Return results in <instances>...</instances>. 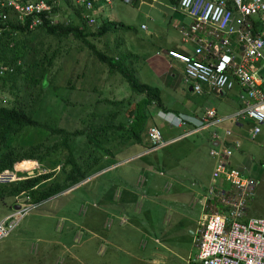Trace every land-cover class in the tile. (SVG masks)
I'll return each instance as SVG.
<instances>
[{"label": "rangeland", "instance_id": "1", "mask_svg": "<svg viewBox=\"0 0 264 264\" xmlns=\"http://www.w3.org/2000/svg\"><path fill=\"white\" fill-rule=\"evenodd\" d=\"M158 1L162 5L156 4L155 7L153 6L154 9L145 7L140 10L139 14L143 18L139 22L137 30L132 26L130 32L118 30L113 32L115 34H108L107 39L101 42L94 41V44L100 50L111 53L110 50L114 48L118 38L120 51L124 53L127 51L135 56L133 50L155 52L156 48H170L176 43H180L178 32L179 34L187 32L190 24L180 27L178 32L169 25L173 21L172 16L180 17L183 20L188 19L171 11L169 0ZM134 7L136 6L116 1L110 10V17L122 21L126 10L137 12ZM142 27L145 30L142 31L140 29ZM149 29L150 31L155 29V35L150 40L145 37V31ZM39 40L48 42L43 36ZM128 40H131V44L128 43ZM141 40L143 41L140 42ZM55 43L57 42H51L52 49L58 46L59 50L69 57L67 60V57L63 56L54 67L58 71L56 75L58 83L62 84L58 87L64 88L60 93H57V96L68 103H74L75 106L70 107L66 105L65 101H55L51 97L52 93L49 94L45 91L46 98L41 106V120L44 113L49 111L51 118L55 117L60 126L73 129L76 126L78 114L90 112L93 106H87L94 103L99 96L112 100H121L130 96L127 84L122 81L120 76L108 75L103 71V67L98 64L89 51L67 42H62L57 46ZM139 57L132 62L134 70L139 73L136 74L137 79L141 84H145L149 80L151 85L158 86L161 89L163 105L171 111L183 110L188 113L184 110L185 107L197 105L198 108H202V111L214 108L216 115L220 117L231 115L237 109L239 105L237 89L226 93V96L221 100L214 96L197 97L195 94L183 91L181 86L177 91L161 88V85L150 77V69H137L141 63ZM82 72L88 75L93 74L89 81L86 80L88 84H85L82 78H77ZM67 80H70L73 88L65 84ZM90 83L100 89V94L93 93L89 89ZM53 86H57V84L54 83ZM78 94H81L83 98H79ZM12 99L13 97L7 89H2L0 102L4 103L6 100ZM240 123L242 128L237 129L236 132L245 155L239 156L233 151V156L230 158L232 167H239L241 159L246 155L256 162L258 158L264 160V148L261 147L264 144L263 141L259 136L251 141L247 136L253 123L250 121H240ZM234 128L233 121L226 122L222 125L209 127V134L203 133L202 135L209 138L214 133L222 135L225 129L234 131ZM160 130L162 131V128ZM202 135L189 137L172 147L167 145L162 148L160 153L163 154L164 168L156 167L160 168L157 169L158 172L161 170L172 171L169 164H176L182 177L185 175L190 178L191 171L196 168L199 170L202 164L205 165L208 172L212 168V164L202 162L207 156V150L209 154L210 143ZM43 137L44 135L40 131L26 128L15 138L14 143L28 145L42 140ZM138 149L142 150L143 148ZM198 158L201 161L198 162ZM140 159L142 162L146 160L145 158ZM18 166L19 164L15 166V172L28 175L32 172L35 174L31 175L35 176L43 173L40 170V165L35 162ZM259 168L261 172L253 174L258 185L248 206V217L264 219V163ZM57 170H59L58 167L56 172ZM95 174L81 182V184L88 181L91 183L89 182L79 190L72 191L60 198H50L39 205L26 204L27 197L18 198L17 201L15 200V205L12 199H7L5 203L0 202V223L6 222L10 227L15 224L12 230L0 239V264H189L194 261L198 249L194 245L190 232L194 233L198 228L199 209L192 210L184 202L170 205L165 200L166 195L161 185L156 196L147 195L145 200L140 199L136 203V198L129 199L124 203V213L120 214L121 204L117 205L110 200V196L103 198L106 190L96 186L91 187V185L104 183L112 176L117 181L122 180L120 192L123 190L139 191L140 189L135 187V182L141 171L137 167L136 161L122 164L108 175L99 177L97 173ZM23 179L25 177L20 178L13 173L3 174L0 181L12 182ZM157 182H163V178H158ZM114 198L118 200V197ZM15 206H19V210H15ZM19 212L22 216L18 219L14 216L19 215ZM11 221H15V223L10 224ZM7 229L9 228L7 227Z\"/></svg>", "mask_w": 264, "mask_h": 264}, {"label": "trees", "instance_id": "2", "mask_svg": "<svg viewBox=\"0 0 264 264\" xmlns=\"http://www.w3.org/2000/svg\"><path fill=\"white\" fill-rule=\"evenodd\" d=\"M19 1H44L50 11L40 16L41 25L33 30L17 25L13 17L6 21L0 19V68L4 69L0 75V93L5 88L13 97L0 102V176L10 172L17 177H25L23 180L0 183V202L12 199L15 205L18 198L27 197L26 204L39 205L100 172L129 147L144 144L150 108L168 110L163 105L160 91L141 84L137 79L132 63L137 58L127 51H120L118 38L114 48H109L111 53L100 50L94 44V41L101 42L107 39L108 34L118 30L130 32L131 27L103 19L95 12L91 15L95 23L89 25L83 9L70 0H58L57 3L55 0ZM176 2L172 0L173 4ZM13 33L18 35L14 37ZM42 36L48 42L39 40ZM52 41L57 42L56 46L67 42L89 51L103 71L120 76L127 84L130 96L121 100L99 96L87 106H93L90 112L78 114L73 129L60 126L55 117L51 118L49 111L41 120L45 91L52 93L55 101H65L57 96L64 88L58 87L62 84L58 83V71L54 67L67 55L58 46L52 49ZM92 77L93 74L82 72L77 78L88 84L86 80ZM54 83L57 86H53ZM65 84L74 87L70 80ZM90 84L89 89L100 94V89ZM78 97L83 98L81 94ZM65 103L75 106L74 103ZM26 128L40 131L43 139L28 145L14 143ZM32 162L38 163L43 173L30 176L14 171L17 164L23 166ZM57 167L59 170L56 172ZM112 180L111 177L108 182ZM80 188L82 186L73 191Z\"/></svg>", "mask_w": 264, "mask_h": 264}, {"label": "built area", "instance_id": "3", "mask_svg": "<svg viewBox=\"0 0 264 264\" xmlns=\"http://www.w3.org/2000/svg\"><path fill=\"white\" fill-rule=\"evenodd\" d=\"M70 1L83 9L89 25L95 23L91 15L96 0ZM121 1L133 5L155 0ZM173 10L191 21L188 31L181 33V42L194 44L193 53L166 51L167 58L183 66L184 82L200 96L226 94L237 89L240 103L228 116L218 117L211 108L204 110L199 119L179 115L178 122L192 124L199 131L225 122L233 121L241 126L240 121H250L253 126L247 136L254 140L264 127V0H177ZM49 11L44 1L0 0V19L6 21L13 17L17 25L27 30L41 25L40 16ZM17 35L13 33L14 37ZM3 72L0 68V75ZM211 139L218 142L209 151L215 160L212 178L221 179L229 188L214 185L202 196L204 215L194 235L198 249L195 261L197 264H264V219L248 217L257 180L230 164L233 151L241 148V142L231 137L228 130L222 135L212 134ZM147 140L152 149L165 144L160 130L155 127L147 130ZM18 214L19 219L22 215ZM13 223L15 221L10 222ZM14 225L0 223V239Z\"/></svg>", "mask_w": 264, "mask_h": 264}, {"label": "crops", "instance_id": "4", "mask_svg": "<svg viewBox=\"0 0 264 264\" xmlns=\"http://www.w3.org/2000/svg\"><path fill=\"white\" fill-rule=\"evenodd\" d=\"M116 1L121 0H112L110 4L105 3L103 0H96L95 1V13L99 17H102L103 19H111L112 21H115L117 23H122L124 26H132L135 27L136 30L138 28L139 22L143 18L141 16L140 10L143 8H153L154 5L159 4L162 5L161 2L158 0L155 1H150L145 3H137L133 4L136 7V11L134 10H126L125 14L122 17V21L118 19H113L110 17V10L113 8V5ZM174 1V0H173ZM171 8L170 10L173 12H177L179 15L183 16L184 18H187L186 15L182 14L179 11H174L173 6L176 4L172 3V0L170 1ZM122 3H124L122 1ZM177 3V2H176ZM165 6V5H164ZM133 7V6H131ZM155 7V6H154ZM166 7V6H165ZM93 12V13H94ZM92 13V14H93ZM173 21L170 22L169 26H173L172 29L176 30L178 32V29L182 26H187L191 25V21L188 20H183L180 17L172 16ZM190 21V22H189ZM154 24V22H152ZM173 23V24H172ZM142 31L145 30L144 27L140 28ZM155 35V29L152 31L146 30L145 31V37L146 38H152ZM178 39L180 43H176L174 46L170 48H156L155 52H141V51H134L133 52L136 54L135 58L138 59V57L141 59V63L137 66V69H150V77L153 78L154 81H156L159 85H161V88L165 89H170L172 91H177L179 90L180 86L182 87L183 91L185 90L188 93H192V90L189 91L190 86H188L184 82V76H183V66L174 60H171L167 58L166 56V51L168 50H174V51H180L181 53L191 55L194 51V44L188 43L184 44L181 42V33L179 34L178 32ZM141 40L140 42H142ZM128 43L131 44V40H128ZM149 44V42H147ZM165 51V52H164ZM184 51V52H183ZM139 56H138V55ZM138 56V57H137ZM138 72L135 71V74ZM139 74V73H138ZM142 80V79H141ZM144 83V82H143ZM145 84H149L151 87L157 88L160 93L161 89L158 86L151 85L149 80L146 81ZM148 85V86H149ZM196 95V94H195ZM189 96V95H188ZM197 97H208V96H200L196 95ZM214 97L220 98L223 100V97L226 96V94H222L221 92L219 94H214L212 95ZM240 105V103H239ZM239 105L237 109L239 108ZM166 107V106H165ZM168 111H161L158 110L154 107L150 108V119L148 120L147 123V130L149 128L155 127L160 130L162 128V131L160 130V133L162 135V138L165 142L164 146L157 148V149H152L149 147V141L144 139V144L142 145H134L129 147L128 149L124 150L121 152L118 156V159H115V162H112L109 164L107 167H105L103 170L97 173V176L99 175H108L112 171H115L119 166L122 164H130L131 162L136 161L137 167L140 168L141 174L138 175L137 180L135 182V187L140 189L139 191L137 190H123L120 192L121 182L122 180H115L113 178L112 182H108V180L111 178L109 177L106 182L104 183H99V184H92L91 187H97L101 188L102 190H106L103 194V198L110 196V200L114 201L117 205H120L122 208L121 213H124V203H126L129 199L136 198L135 203L140 200V199H146L147 195H155L156 192L159 191L160 186L162 185V188L165 192L166 198L165 200L170 204V205H177L179 203L182 204L184 202L185 204L189 205V208L192 210L199 209V216H198V221L203 217L204 211L202 209V196L204 195L206 189L209 187H213L214 185L216 187L228 189L229 185L227 183H223L221 179H213L212 174L215 166V160L208 154V150L206 151L207 156H205L204 162H208L212 164V168L207 172L206 167L204 164H202V167L198 170L191 168V177L188 178L187 176L184 175L182 177V174H180L179 169L176 167V164H169V168H172V171L166 170V171H159L156 167H161L163 169V154L160 153L162 148L166 147L167 145L169 147H172L173 145L189 138V137H194L196 135H202L203 133H208V128L204 130H196L192 126V124H186L182 125L178 122L177 117L179 115H185L189 118L193 119H199L203 113L202 108H198L197 105H190L189 107H185L184 110L187 111L188 113L184 112L183 110L180 111H171L166 107ZM211 109V108H210ZM214 109V108H212ZM236 109V110H237ZM207 110V109H205ZM215 110V109H214ZM216 111V110H215ZM228 116V115H227ZM223 117V116H222ZM158 122V123H157ZM226 123V122H225ZM224 124V123H223ZM240 124V122H239ZM222 125V124H221ZM235 125V124H234ZM242 128L241 126H236L234 128V131L225 129L224 131L228 130L231 132V137L237 138V129L240 130ZM207 134V135H208ZM212 136V135H211ZM259 138L263 141L264 143V127H262L261 134L258 135ZM257 136V137H258ZM202 137L210 143L209 151L212 147H216L218 143H215L212 141L211 137L205 138L203 135ZM256 137V138H257ZM255 138V139H256ZM254 139V140H255ZM251 140V141H254ZM240 141V140H239ZM241 142V141H240ZM143 148L142 150H139L138 148ZM264 148V144L261 146ZM236 154L239 156L245 155L244 149L240 148L239 150L234 151ZM125 156L124 158H122ZM140 158H145L146 160L142 162V160L137 159ZM150 157V158H149ZM200 157V156H199ZM201 161L198 158V162ZM264 163L263 159L258 158V161H253L251 157L247 156L243 157L241 159V163L239 165V169L244 170L247 172L249 175H253L254 173L261 172V169L259 168L260 165ZM231 164V161H230ZM255 164V167L253 165ZM150 166V167H149ZM232 166V164H231ZM248 170V171H247ZM147 172V173H146ZM96 175V174H94ZM96 177V176H95ZM158 178H163V182H157ZM256 179V178H255ZM92 180V179H91ZM90 181L84 182L83 184H78L74 186L71 190H67L63 192L60 195H57L53 198H60L62 196H65L66 194L70 193V191H73L74 189L82 186H86L89 184ZM258 182V181H257ZM91 183V182H90ZM90 187V186H89ZM162 190V191H163ZM118 197V200L116 198ZM184 197V198H183ZM52 199V198H51ZM117 201V202H116ZM134 203V202H133ZM219 206L217 205L216 209H218ZM123 219V218H122ZM197 221V223H198ZM191 236H193V241H194V235L195 231L190 232ZM195 245V244H194ZM190 264H197L195 261L189 262Z\"/></svg>", "mask_w": 264, "mask_h": 264}, {"label": "water", "instance_id": "5", "mask_svg": "<svg viewBox=\"0 0 264 264\" xmlns=\"http://www.w3.org/2000/svg\"><path fill=\"white\" fill-rule=\"evenodd\" d=\"M164 52H165V51H164ZM165 53H166V52H165ZM191 90H192V88H189V91H191ZM215 143H218V142L215 141ZM29 174H30V176H31V174H33V173L30 172ZM72 188H73V187H72ZM72 188H70V189H68V190H71ZM52 198H53V197H52ZM14 209H15V210H19V206H15Z\"/></svg>", "mask_w": 264, "mask_h": 264}, {"label": "bare ground", "instance_id": "6", "mask_svg": "<svg viewBox=\"0 0 264 264\" xmlns=\"http://www.w3.org/2000/svg\"><path fill=\"white\" fill-rule=\"evenodd\" d=\"M150 145V144H149ZM15 217H17V215H15Z\"/></svg>", "mask_w": 264, "mask_h": 264}]
</instances>
